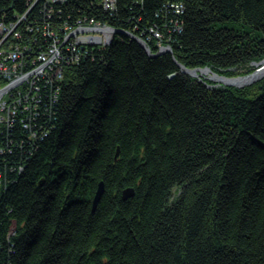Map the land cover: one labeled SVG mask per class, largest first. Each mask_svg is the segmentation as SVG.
Masks as SVG:
<instances>
[{
    "label": "trees",
    "instance_id": "trees-1",
    "mask_svg": "<svg viewBox=\"0 0 264 264\" xmlns=\"http://www.w3.org/2000/svg\"><path fill=\"white\" fill-rule=\"evenodd\" d=\"M34 2L0 0V28L26 16L1 46L24 72L77 20L143 34L155 56L117 33L19 88L36 97L0 124V264H264V77L215 87L176 65L254 71L264 0ZM165 16L170 52L148 32Z\"/></svg>",
    "mask_w": 264,
    "mask_h": 264
},
{
    "label": "built area",
    "instance_id": "built-area-1",
    "mask_svg": "<svg viewBox=\"0 0 264 264\" xmlns=\"http://www.w3.org/2000/svg\"><path fill=\"white\" fill-rule=\"evenodd\" d=\"M62 1L63 0H45V3L47 5H51V3H58V2H62ZM39 2H40V0H39ZM114 3H115V0H101L100 5L104 9V11H106V12H108V11L109 12H112L115 9ZM25 18H26V16L22 17V20L21 21H20V19H21L20 18L15 25H12L11 28H5V27H1L0 28L1 30H4V32H5V33L4 32H1V36L3 35L4 37H3V40H0V51H2V53H3L0 56L5 57V61L3 63H1L0 65H5L10 70L12 69V65H13L14 66V71H15V69H16V71H18V74H17V72H15L14 75L12 76L14 78H15V74H17V75H19V74H27L30 71H32L35 67H39L42 63H44L46 61V59H49L50 58V56L52 55L51 54V51H52L51 48L52 47H55L56 45L61 48L60 49V53H61L60 56H64L66 58V57H68L69 54H72L73 55V54L77 53V51H79V49H80V51L81 50H85V47H87V46L94 47V46H99L100 45V46L105 47V46L109 45V43L112 42V40L114 38L113 36H114V34L116 33V30H117L115 28H111L109 26L102 25V24H99V23L95 24L92 21H90V23L87 24V23H85V20H77L76 27L73 30H71L69 33H66L65 34V35L70 34V36L68 37V39L71 38V37H73L72 35L76 34L77 32H80V33L83 32V33H85L84 35H86V36L87 35H92V36H88V37L84 36L86 38L83 39V42H80L78 40L77 43L76 42H73V39H71V41H69L71 43V45L68 44V43H65V40H64L65 35H63L61 38L59 36L56 37V36H54V35H56L54 33V31H50V33L46 35L47 36V39H44V42L46 41L48 43V45H49V47L47 48L48 49V52L46 54L39 55L37 57V59H33L32 64L34 65L33 66L34 68L32 70L28 71V72H24V69H23V67H24L23 66V59H22V56H23L22 55V51H20V49H17L15 51L13 50V51H10V52L7 53V52H4L3 50H1V46L3 45V43L6 40H8L7 38H9V37L12 36L11 34H10V36H8L9 33H12V32L15 31V34H13L14 39L21 38V35L16 32V27L19 26L18 25L19 22L21 23L22 21H25ZM162 26L164 27V29L156 28V29L149 30L148 32L150 34V37L152 36L155 39H157L156 45L161 42L164 45V47H166L167 49L170 50V47H169L170 36L167 35V34H169V30L167 28V22H163ZM91 28H93V29H97L98 28V29H102V30L109 31V34H110L109 35V41H108L109 43L103 42V43L99 44L96 41V39H98V37L96 38V35H94L96 33H94L95 31L92 32L91 31ZM121 30L122 31H119V32H120V34L122 36L123 35H126V36H129V37L133 38L132 36L134 34L132 32H129L126 29L125 30L124 29H121ZM75 31H77V32L75 33ZM143 36H145V35H143ZM150 37L147 36L146 37V41L151 40ZM164 47H162V46L159 47L158 48V51H161L163 49L167 50ZM66 49H68V51ZM9 54H11V55H9ZM11 57L12 58L14 57V58L13 59H10ZM7 60H10L12 62V65L11 66H9V65L6 64ZM67 61H68V59H67ZM56 67H54V68H48V70H45V72H44V74L42 76H40V77L37 76V77H35V79H32V82H31L30 85L29 84L25 85L26 88L30 86L28 92L30 91V89L32 87H34L41 80H44L45 84H48V85L51 84L52 83V80L54 79L53 76L50 75L51 72L56 77L60 78L59 70L61 69V67H58L57 70H55ZM12 71H13V69H12ZM36 90L38 91L37 88H36ZM29 93L24 94L25 95L24 96V99L25 100H22V104H25V103L29 104L30 103V100H32V99H34L36 97V96H33V97H31L32 99H30ZM18 104H16V105H18ZM22 104H20V105H22ZM23 108H24L25 111H29V109H30V107L27 106V105H25V107H23Z\"/></svg>",
    "mask_w": 264,
    "mask_h": 264
},
{
    "label": "rangeland",
    "instance_id": "rangeland-1",
    "mask_svg": "<svg viewBox=\"0 0 264 264\" xmlns=\"http://www.w3.org/2000/svg\"><path fill=\"white\" fill-rule=\"evenodd\" d=\"M38 2H39V0H35V2H34V4H33V6L35 7V6H37L38 5ZM176 10H177V8L176 7H174V8H172V11H173V13H175L176 12ZM165 21L167 22V18H166V16H165ZM163 19V20H164ZM22 20V18L20 19V21ZM25 21H22L21 23L19 22L18 23V25H20V24H22V23H24ZM91 31L93 32V31H95L94 33H96V34H94V35H96V38L98 37V39H96V41L99 43V44H101V43H103V42H105V43H109L108 41H109V31H107V30H102V29H93V28H91ZM119 31H122L121 29H118V30H116V33L114 34V36L117 34V33H120ZM1 32H4V30H1ZM77 31H75V33H76ZM5 33V32H4ZM74 33V32H73ZM10 34L11 35H13V34H15V31L14 32H12V33H9V35L8 36H10ZM85 33H80V32H77L76 34H74V35H72L73 37H71V38H69L68 39V37L70 36V34H67V35H65V37H64V40H65V43H68V44H70L71 45V43L69 42V41H71V39H73V42H76L77 43V41L79 40L80 42H83V39H85L86 37H88V36H92V35H84ZM137 34V33H136ZM138 35V34H137ZM54 36H58L57 34L56 35H54ZM84 36H86V37H84ZM113 36V37H114ZM140 36V37H139ZM139 36H132L133 38L132 39H137V40H141V37H143V34H139ZM3 35L1 36V39L0 40H3ZM136 37V38H135ZM8 39V38H7ZM68 39V40H67ZM67 40V41H66ZM142 42H143V40H141ZM79 44V43H78ZM110 44V43H109ZM100 46V45H99ZM164 47V45L160 42V43H158L157 44V50H158V48L159 47ZM56 47V48H55ZM55 47H52L51 48V56H50V58L49 59H46V61L44 62V63H42L39 67H35L32 71H30L29 73H27V74H19V75H17L18 74V71H16V69H15V71H14V66L12 65V69H13V71H12V69L10 70L7 66H5V65H0V82H2V83H0V124L1 123H3L5 120H6V118L8 117V116H10L11 117V115H12V117L14 118L15 117V110L17 111V109H19L22 105H23V107H25V104H22V100H25L24 99V94L22 95L20 92V90H19V88L21 87V86H23V85H27V84H31V82H32V79H35V77H40V76H42L43 74H44V72H45V70H48V68H54V67H56V69L55 70H57V68L58 67H61L60 65L61 64H67V59H68V57H64V56H60V47H58L57 45L55 46ZM103 47V46H102ZM147 47V46H146ZM164 48H166V47H164ZM69 49V48H68ZM68 49H66L67 51H68ZM167 49V48H166ZM165 49H163V51H164ZM54 51V52H53ZM66 51V52H67ZM162 51V50H161ZM160 51V52H161ZM53 52V53H52ZM167 52H170V50L169 49H167ZM14 53V52H13ZM12 53V54H13ZM3 53H2V51H0V55H2ZM9 55H11V54H9ZM19 55V54H18ZM17 55V56H18ZM13 56V55H12ZM20 56V55H19ZM14 58V57H13ZM12 57L10 58V59H13ZM5 61V57H1L0 56V64L1 63H3ZM205 68H208V67H205ZM205 68H199V69H205ZM208 69H210V68H208ZM256 69H257V66H255V69H254V71H256ZM211 70V69H210ZM212 71V70H211ZM254 71H252L251 73H253ZM15 72H17V74H15V78L14 77H12L13 75H14V73ZM213 72V71H212ZM213 73H215V72H213ZM251 73H249V74H251ZM217 74V73H216ZM249 74H246V75H249ZM219 75V74H218ZM246 75H241V76H246ZM223 76V75H222ZM201 77L203 78V77H205L206 79L208 78V76L207 75H200L199 74V81H202L201 80ZM238 77V76H237ZM229 78H233V77H229ZM263 78V77H262ZM261 78V79H262ZM261 79H259V80H261ZM258 80V81H259ZM211 82H213V86H220L221 84L220 83H218V82H215V81H212V80H210ZM257 82V81H256ZM255 83V82H254ZM211 86V85H210ZM249 86V85H248ZM233 87V86H232ZM19 103V104H18ZM16 104H18V105H16ZM20 104H22V105H20ZM22 107V109H24ZM14 111H13V110ZM21 109V108H20ZM9 121V120H8ZM7 121V122H8Z\"/></svg>",
    "mask_w": 264,
    "mask_h": 264
},
{
    "label": "water",
    "instance_id": "water-1",
    "mask_svg": "<svg viewBox=\"0 0 264 264\" xmlns=\"http://www.w3.org/2000/svg\"><path fill=\"white\" fill-rule=\"evenodd\" d=\"M135 41L144 49V51L146 52V54L149 57L155 56L154 54L150 53V51L146 48V46L144 45V43L141 40L136 39ZM161 52H167V50H164V51L162 50ZM176 65L179 68L180 72L185 73V74H187L193 78L199 79L198 78L199 74L200 75H207L208 80L218 82L224 86H233L236 88H242V87L251 85L252 83H254V82L258 81L259 79H261L262 77H264V60L261 61L260 63L255 64V66H257V69L253 73L246 75V76H238V77H233V78L218 75L216 73H213L208 68H205V69H187L178 63H176ZM101 193H102V184H99L98 189L95 192L93 204H95L97 202ZM131 195H132L131 189H126L123 191L124 197H129Z\"/></svg>",
    "mask_w": 264,
    "mask_h": 264
},
{
    "label": "bare ground",
    "instance_id": "bare-ground-1",
    "mask_svg": "<svg viewBox=\"0 0 264 264\" xmlns=\"http://www.w3.org/2000/svg\"><path fill=\"white\" fill-rule=\"evenodd\" d=\"M144 43V42H143ZM138 44V43H137ZM139 45V44H138ZM144 45L146 46V44L144 43ZM148 49V47H146ZM146 53V52H145Z\"/></svg>",
    "mask_w": 264,
    "mask_h": 264
}]
</instances>
